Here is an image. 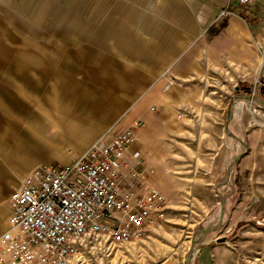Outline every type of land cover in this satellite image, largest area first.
Segmentation results:
<instances>
[{"label":"crops","instance_id":"crops-1","mask_svg":"<svg viewBox=\"0 0 264 264\" xmlns=\"http://www.w3.org/2000/svg\"><path fill=\"white\" fill-rule=\"evenodd\" d=\"M257 78L264 0H0V237L11 194L37 167L70 165L139 124L130 151L158 188L179 114L204 110L213 80L243 92ZM229 116L225 129L239 127L242 113Z\"/></svg>","mask_w":264,"mask_h":264},{"label":"rangeland","instance_id":"rangeland-1","mask_svg":"<svg viewBox=\"0 0 264 264\" xmlns=\"http://www.w3.org/2000/svg\"><path fill=\"white\" fill-rule=\"evenodd\" d=\"M233 83L213 80L204 110L179 114L176 158L157 188L168 202L164 220L141 240L74 264H264V80H244L243 92ZM236 109L239 127L226 130Z\"/></svg>","mask_w":264,"mask_h":264},{"label":"built area","instance_id":"built-area-1","mask_svg":"<svg viewBox=\"0 0 264 264\" xmlns=\"http://www.w3.org/2000/svg\"><path fill=\"white\" fill-rule=\"evenodd\" d=\"M140 126L101 137L70 165H42L28 175L9 199L0 264H74L86 252L141 240L162 222L167 199L138 169L141 153L130 151Z\"/></svg>","mask_w":264,"mask_h":264},{"label":"trees","instance_id":"trees-1","mask_svg":"<svg viewBox=\"0 0 264 264\" xmlns=\"http://www.w3.org/2000/svg\"><path fill=\"white\" fill-rule=\"evenodd\" d=\"M241 16H245L243 13H240ZM246 17V16H245Z\"/></svg>","mask_w":264,"mask_h":264}]
</instances>
